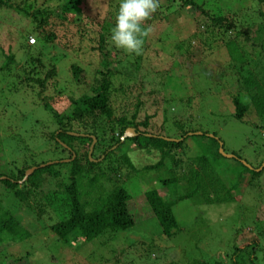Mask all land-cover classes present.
<instances>
[{"label":"rangeland","instance_id":"1","mask_svg":"<svg viewBox=\"0 0 264 264\" xmlns=\"http://www.w3.org/2000/svg\"><path fill=\"white\" fill-rule=\"evenodd\" d=\"M10 1L18 3L21 0ZM22 1L32 4L28 12L36 8L48 10L43 30L53 32L56 38L51 46L41 42L32 32L35 24L29 17L0 8V66L5 56L13 57V64L0 70V172L18 178V170L26 165H32L29 167L32 168L34 164L40 166L43 162H66L73 158H68V152L60 149L59 145L66 147L65 143L56 138L57 145L48 136L51 131L57 133V128L48 111L41 106L42 102L54 97L51 106L63 114L70 109L68 95L77 96L74 90L85 92V87L75 85L67 70L70 61H77V65L84 68V79L93 84L94 79L100 77L94 69L103 70L102 60L106 57L115 90L114 116L121 112L129 116L137 95V100L143 104L137 119L144 114H154L149 119V131L159 129L164 138L180 141L183 127L198 136H189L179 147L172 148L173 159L164 160L165 168L147 167L158 160L155 150L135 149L125 141L111 154L110 162H102L99 166L103 178L97 175V180L90 183L91 174L83 176L80 186L92 192L88 196L91 198L94 193L107 192L114 186L124 189L130 196L127 209L135 218L131 228L90 242H84L75 234H70L66 243L61 242L49 229L64 214L59 211L56 199L51 206L46 198L57 192L60 182H68L64 171L68 167L58 165L59 176L47 178L38 188H30L23 203L13 199L12 189L0 183V210L17 220L26 233L21 239V232L17 236L1 234L0 264H193L212 261L230 253L233 246L240 248L253 241L258 245L254 261L264 264V114L259 116L255 112L245 82L252 74L258 77L259 67L264 66V41L260 46V41L252 38L256 24H262L264 29V15L257 14L259 4L264 9V0L262 3L258 0H192L197 4L204 3L208 15L233 16L235 28L244 30L246 26V37H235L236 30L224 32L218 29L200 12L186 14L188 7L184 8L183 0H160V7L144 25L151 27V32L144 41L136 81L127 80L121 73L123 67L127 68L134 61L135 54H126L112 44L108 45L107 51L97 49L96 23L104 21L112 28L119 0H79L78 15L66 14L65 19L59 16L60 5L66 0ZM73 18L76 21L68 23ZM246 19L251 23L248 28L244 25ZM79 30H85L86 34H80ZM15 32L19 36L26 33L27 42L24 37H13ZM203 39H208V44L202 46L199 42ZM229 40L237 45L227 52L232 60L223 47ZM24 43L33 44L34 48L40 49L42 57L51 58V63L56 64V75L48 81L43 94L35 84L29 86L18 80V69L28 52L22 50ZM185 49L189 52L185 53ZM241 58L250 62V72L241 70L245 69L239 64ZM47 61L44 58L45 65ZM126 84H133V89L126 88ZM121 85H125L123 94ZM261 87L264 92L263 84ZM150 89L154 92L149 93ZM236 96L240 104L247 106L240 119L235 116L232 102ZM76 127L66 133L83 136ZM109 135L106 130L105 138L96 145L93 155L100 157L95 161L110 144ZM205 136L219 139L225 155L239 158H227L219 150L220 156L214 157V140ZM61 139L69 141L66 137ZM70 144L78 146L81 143L71 140ZM206 147L211 151L207 174L217 178L214 190L221 195L228 191L232 199L206 204L195 195L176 202L171 209L177 227L171 236H163L143 193L153 188L163 199H168L185 191L182 180L163 187L160 181L173 175L180 176L189 164L195 166L193 157L204 153ZM122 155L127 157L133 169L123 162ZM241 164L254 168L259 174L251 175ZM22 181V178L17 180V188H21ZM228 259L225 256L223 261L228 262Z\"/></svg>","mask_w":264,"mask_h":264},{"label":"trees","instance_id":"2","mask_svg":"<svg viewBox=\"0 0 264 264\" xmlns=\"http://www.w3.org/2000/svg\"><path fill=\"white\" fill-rule=\"evenodd\" d=\"M169 1L172 2L174 0ZM262 1L263 0H258L259 3H262ZM79 2V0H66L60 5L59 17L65 19L66 14H73L77 16L79 13V9L77 8ZM182 5L184 8L188 7L186 12L189 13L186 14L200 12L202 15H207L211 25L217 26L218 29H221L224 32L236 30L234 33L235 37H246L248 35L246 26L244 30L242 27L235 28L232 18L233 16L230 17L229 15L224 16L220 14L214 17L212 15H208L209 11L204 9V3L197 4L192 0H183ZM31 7V3L27 5L26 2L22 0L18 3L11 2L10 0H0V8L8 9L11 14H18L21 12L24 14V17H29L35 24L32 32L37 35V39L40 38L41 42L49 43L48 45L50 46L53 45L56 38L55 34L53 32H45L43 30V25L46 24L47 17L49 15L48 10L46 8H36L28 12ZM257 14L260 17L264 15V9L261 4H259L257 8ZM76 18L71 19L68 23H71L72 20L76 21ZM249 21L250 20L246 19V23L244 24L247 25V28L248 25L251 26ZM96 25L98 26L96 33L97 49H99V51H107L108 45L111 44L109 41L111 26L104 21L101 23L97 22ZM78 32L80 34H86L85 30H79ZM253 32L255 35L252 38L256 42L260 41L261 46V41H264L263 25L256 24L255 27H253ZM15 33L16 35L13 37L17 39L24 37L25 42H27L28 36L26 33L20 34V36L17 34V32ZM207 41L208 39H203L199 43L204 46L208 44ZM65 43H68V41ZM187 45L189 49V44ZM236 46L237 45L233 40H229L223 44L226 54L227 52H231L230 49ZM22 50L28 52L26 53L27 57L24 60V64L22 65L21 69H18V80L20 82L26 83V85L29 86H33L32 84H35L39 92L43 94V90H45L46 86L48 85V81H50L56 75V64L51 63V58L44 56L42 57L39 52L40 49L37 47L34 48L33 44L27 45V43H24L22 45ZM188 52L189 51L185 49V53ZM227 57L230 58L228 54ZM44 58L48 60L46 65L44 64ZM139 59H141V55H135L134 61L131 62L127 68L122 66L123 71L121 73L125 78H127V80L132 79L136 81V76L140 68ZM249 63V61H245L241 58L239 64H241L242 68H245L241 70L249 71ZM12 64V55H7L0 66V70L4 68L8 69ZM77 64V61H70L67 70L70 73L71 78L74 79L75 85L77 84L85 87V92L80 93L78 90H74L77 96L73 97L68 95L67 98L70 102L69 111L63 114L57 113L51 106L52 101H54V97L51 100L49 99L46 102L41 103L43 109L48 111L50 114V117L52 118L53 123L56 124L57 128V133L51 131L48 136L53 142L56 138H58V140L65 143L66 147L59 145L60 149H64L68 152V158L71 156H73V158L66 162L55 161L49 164H44L43 162L42 166H39V164H34V170L28 174L25 179H23L24 172L32 165H26L18 170V178H12L10 175L0 172V183L6 188L12 189L13 199L18 201V203H23L26 200L30 188H38L47 178L53 179L58 177L60 174V170L58 169L59 166L68 167V169L64 170L66 177L68 178V182H60L57 192L50 193V196L46 198V201L49 202V205L51 206H53V201L55 199V201L59 202L60 206L58 208L59 211L64 214V217L60 221L51 224L49 229L59 240H61V242L65 243L68 241L70 234L78 235L84 242H90L100 236H106L119 231H125L134 225L135 218H133L127 209V201L130 199V196L124 189L114 186L107 192H98L97 195L94 193V196L91 198L88 196L92 192L82 189L79 183L83 176L86 177L90 174L91 177L88 179L90 183H93L97 180V175L100 178H103L104 173L102 170H100L99 166L102 164V162H110L109 160L111 154L115 152L116 149L120 148L123 142H130L135 146V149L144 151L155 150L158 153V160L154 164H151L147 167L161 169L166 167L164 162L166 158L172 161V148L175 149L179 147L189 136H198L194 133H188L187 130L183 129V127L182 130L180 129V141L164 138L161 135L162 133L158 131L159 129L154 130L153 132L149 131V129H147L149 125V119H151L154 114H144L140 120L137 119L139 108L141 105H143L139 100H137V95L134 96L135 102L133 103V112L129 116H127L124 112H121L120 115L114 116L115 90H113L112 82L110 80L111 74L107 68L109 64L106 60V57L102 60L103 65L101 66L103 67V70H99V67L94 69V72L96 71L100 77L94 79L93 84H89L84 79V68ZM249 72H247V74H249ZM257 74L259 75L258 77L252 74L251 77L245 78V82L249 86V88H246V90L250 91L251 93L249 97L253 102L255 112L257 115L261 116L264 114V92L261 87L262 84L264 86V66L259 67ZM132 85H127L126 88L128 87L133 89ZM121 87V93L123 94L126 91L125 85H121ZM148 92L153 93L154 90L150 89ZM232 102L235 105V116L236 118L240 119L243 112L247 109V106L246 104H240L237 96L233 98ZM154 105H158L157 101H154ZM154 113H156V110ZM164 121H166V118ZM74 126H77L76 128L81 130L79 132L83 133L84 135L73 136L66 133L67 131H73ZM161 127L164 128L163 126ZM126 128H132L136 134L131 137H125L121 140L120 138ZM150 128L153 127L150 126ZM98 129H100L99 133ZM106 130H109L110 132L108 139L110 144H108L101 152L102 157L98 161H95V158L97 159L100 157H95L93 155L95 147L98 142L105 138ZM200 135L204 136L203 133ZM91 136L95 138V143L93 144L90 157H88L87 152L89 144L91 143ZM61 137H66L69 141L66 142L65 140H62ZM208 138H212V140H214L213 136ZM58 140L55 141V144H57ZM71 140H79V143L81 144L74 146L73 144H70ZM219 146L221 147L219 139H215L213 141L214 157L220 156V153L217 151L219 150ZM205 151H202L204 153L193 157L192 162H194L193 164L195 166L189 164L188 169L180 174V176L173 175L160 181V186L163 187L170 186L172 184L175 185L179 183L180 180H182L184 182L183 186H186L185 191L175 195L173 194L168 199H163L158 190L153 188L148 189L143 193L145 202L152 213V217L157 221L160 232L163 236H171L177 227L176 220L171 209L176 202L195 195H199L206 204L222 203L232 199L231 194L228 191H225L223 195L217 194L215 192L213 185L217 178L214 176V178H211L207 174L209 170L208 165L211 151L208 148L205 149ZM233 157L234 156L231 155V158ZM93 158L94 160H92ZM238 158V156L234 157V159ZM121 159L130 169H133V166L129 163L125 155H122ZM241 166L244 171L249 172L251 175L255 176L259 174V171H255L254 168L250 167L249 169V167L247 168L242 164ZM54 167H57V169L55 170ZM95 169L98 170V173H93ZM167 171L173 173L171 169H168ZM93 174L96 175L93 176ZM21 178L23 180L21 183V188H17V180H20ZM56 194H58V197L55 196ZM20 232L21 235L19 239L22 237L25 238L26 233L23 232V229L19 225L18 221L15 220L11 215H8L7 213L0 210V236L3 233L17 236L20 234ZM257 247L258 245L255 241L240 248L233 246L231 252L227 255L225 254V256L229 258L228 262H224L223 258L225 256L221 255L217 256L212 261H199L193 262V264H258L256 261H254V254L257 252Z\"/></svg>","mask_w":264,"mask_h":264},{"label":"clouds","instance_id":"3","mask_svg":"<svg viewBox=\"0 0 264 264\" xmlns=\"http://www.w3.org/2000/svg\"><path fill=\"white\" fill-rule=\"evenodd\" d=\"M159 7L160 0H119L110 43L126 54L141 55L145 38L151 32V27L144 26L145 22Z\"/></svg>","mask_w":264,"mask_h":264},{"label":"water","instance_id":"4","mask_svg":"<svg viewBox=\"0 0 264 264\" xmlns=\"http://www.w3.org/2000/svg\"><path fill=\"white\" fill-rule=\"evenodd\" d=\"M70 134L73 135V136H79V134H75V133H70ZM135 134H136V133L133 131L132 128H126L125 131H124V133H123V135H122V137H121V140H122L123 138H125V137H131V136H134ZM94 142H95V138H94L93 136H91V143L89 144L88 152H87L88 157H90V154H91V151H92V147H93ZM219 152H220L223 156H225V157H231V155H225V154L222 152L220 146H219ZM49 163H51V162H49ZM49 163H48V164H49ZM40 166H42V165H40ZM34 168H35V167H32V168H29V169L25 170V172H24V176H23V179H25L26 176H27L28 174H30V173L34 170Z\"/></svg>","mask_w":264,"mask_h":264},{"label":"built area","instance_id":"5","mask_svg":"<svg viewBox=\"0 0 264 264\" xmlns=\"http://www.w3.org/2000/svg\"><path fill=\"white\" fill-rule=\"evenodd\" d=\"M263 132H264V129H263Z\"/></svg>","mask_w":264,"mask_h":264}]
</instances>
